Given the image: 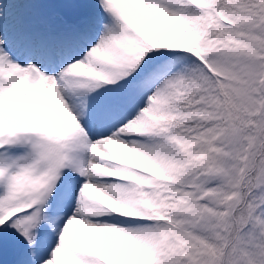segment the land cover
<instances>
[{
    "label": "snow or ice",
    "instance_id": "obj_1",
    "mask_svg": "<svg viewBox=\"0 0 264 264\" xmlns=\"http://www.w3.org/2000/svg\"><path fill=\"white\" fill-rule=\"evenodd\" d=\"M0 264H264V0H0Z\"/></svg>",
    "mask_w": 264,
    "mask_h": 264
}]
</instances>
